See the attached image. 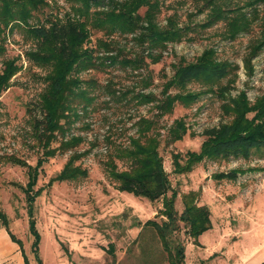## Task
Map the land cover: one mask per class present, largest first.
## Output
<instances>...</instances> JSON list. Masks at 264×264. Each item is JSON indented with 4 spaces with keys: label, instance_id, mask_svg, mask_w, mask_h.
Masks as SVG:
<instances>
[{
    "label": "rangeland",
    "instance_id": "obj_1",
    "mask_svg": "<svg viewBox=\"0 0 264 264\" xmlns=\"http://www.w3.org/2000/svg\"><path fill=\"white\" fill-rule=\"evenodd\" d=\"M120 1V0H114ZM47 10L61 17L79 6L76 0H46ZM263 0H158L153 15L154 26L167 27L171 18L175 27L182 29L176 41H167L151 46L140 34L145 32V23L139 22L132 32H108L89 29L85 42L96 48L101 60L109 55L119 58H133L135 55L153 54L156 62L144 58V66L133 69L116 64L106 67L102 61L96 70H84L77 74L80 79L94 82L84 88L83 96L72 98L74 111L61 119L63 132L56 133L50 142L53 153L46 155L37 168L33 189H40L34 198V229L38 233L37 257L40 264H167L158 239L150 226L142 227L146 219L159 221L156 215L160 200L151 202L131 192L118 191L105 176L101 160L110 148L105 141L125 143V137L133 134L134 121L141 116H150L153 104L140 106L125 99H113L103 89L123 91L132 88L125 98L144 87L141 81L148 77V84L140 91L158 96L162 86L173 72L172 66L181 62H193L204 51L209 50L215 61L230 66V74L217 82L196 81L182 89L169 88L168 92L180 96L193 95L175 102L171 111L162 115L160 124L165 128L178 119L185 125V132L179 140L169 146L159 147L162 167L167 173L171 189L175 193L173 206L181 212L185 201L194 198L195 203L208 210L211 227L197 235L195 245L192 238L183 234L182 224L176 236L183 241L185 264H224L219 253L222 249L226 263L234 262L227 257L233 249L235 254L259 250L264 243V192L257 201L242 198L240 187L264 183V157L257 158L256 152L247 159L203 158L185 173L179 174L171 165V152H198L203 137L201 131L220 122H226L230 115L223 106L228 97L245 93L251 103L264 95V2ZM144 7L137 9L142 15ZM105 10L91 7L89 11ZM234 23V24H233ZM88 27V26H87ZM5 56H14L21 66L11 79L10 85L0 94V209L6 216V226L0 224V264H37L31 253L32 237L28 229L23 197L27 181L25 166L35 164L41 157L30 134L28 105L32 106L40 91L41 69L24 60L23 52L30 47L15 28L5 30ZM110 51V52H109ZM1 59V57H0ZM1 67V61H0ZM223 89L222 98L215 88ZM102 88V89H101ZM89 98V104L82 109V98ZM184 98V97H183ZM78 101H80L78 103ZM35 111H32L34 113ZM78 138V143L69 149H60L59 142ZM80 157L74 161L86 170L85 177L73 180L52 181L63 163L73 152ZM264 149L262 150V152ZM19 160V163L12 162ZM121 168L120 162L117 161ZM236 169L239 180L216 179L214 175ZM242 183V184H240ZM240 186V187H239ZM234 189L236 191L234 192ZM264 191V190H263ZM231 193L237 195L233 197ZM168 192L166 193V195ZM218 194L228 195L226 203ZM232 198V199H231ZM248 200V199H247ZM254 220L250 233L242 232L245 222ZM232 230V231H231ZM231 231V232H230ZM236 231V232H234ZM10 233L18 244L11 241ZM229 232L227 235L224 233ZM221 234H224L225 238ZM219 241L220 251L206 257L205 251L213 242ZM256 250L247 257L248 263H256L260 253ZM252 256V257H251Z\"/></svg>",
    "mask_w": 264,
    "mask_h": 264
},
{
    "label": "trees",
    "instance_id": "obj_2",
    "mask_svg": "<svg viewBox=\"0 0 264 264\" xmlns=\"http://www.w3.org/2000/svg\"><path fill=\"white\" fill-rule=\"evenodd\" d=\"M79 6L70 9L61 17L52 15L46 8V0H0V94L10 85L12 77L20 69L17 58L5 56V30L10 32L16 29L22 39L28 41L30 47L23 52L24 60L36 68L41 69L39 79L42 83L36 100L28 105L30 134L37 147L41 149V157L36 159L34 165L23 164L27 181L24 185L23 197L26 202L25 213L28 217V229L32 237L31 253L36 263L41 261L37 257L38 233L34 229L33 203L40 189L31 187L37 177V168L46 155L52 154L50 142L55 140L56 133L63 132L60 120L75 107L72 98L83 96L84 88L94 85L88 79H80L78 73L84 70H96L102 61L106 67L116 64L121 67L137 69L144 66V58L156 62L153 54L146 53L144 57L135 55L133 58H119L115 54L101 60L96 55V48L86 45L89 29L104 30L105 32H132L137 30L139 22H143L145 32L140 34L143 41L151 46H159L167 41H176L182 34L181 27L177 28L171 18L166 20L164 29L154 26L153 15L158 6V0H76ZM264 2V0H263ZM262 2V4H263ZM103 10L89 11L91 7ZM144 7V13L139 15L136 11ZM234 24V23H233ZM88 26V27H87ZM110 52V51H109ZM173 72L162 86L158 96L147 95L140 90L148 84V77L141 83L144 87L125 98L127 92L103 89L113 99H125L136 106L140 104H153V113L150 116L138 117L133 125V134L125 137L126 142L105 141L110 148L101 160L105 176L114 184L118 191L132 193L138 197H146L151 202L160 200V207L156 215L161 216L159 221L146 219L142 227L150 226L162 252L166 255L167 264H185L183 241L176 236L182 224L183 234L195 242L197 235L210 227L208 210L204 205L195 203L193 197L185 201L183 210L178 212L173 206L175 191L171 189L167 173L162 167V156L159 147L169 146L180 139L185 132V125L178 119L171 121L165 128L160 124L162 115L171 111L175 102H180L190 96H180L169 93L168 89H182L188 83L205 81L217 82L230 74V66L215 61L209 50L204 51L193 62H179L172 66ZM102 89V88H101ZM215 93L222 98L223 89L215 88ZM184 97V98H183ZM89 98L84 96L81 102L82 109L89 104ZM80 101H78L79 103ZM224 112L230 115L226 122H220L201 131L203 139L199 144L198 152L184 151L171 152V165L179 174L185 173L194 167L203 158H231L233 160L247 159L256 152L257 158L264 157V95L256 97L249 102L245 93L239 91L237 95L227 98L223 106ZM32 111H35L32 113ZM78 143V138L71 137L59 142L60 149L71 150ZM75 151L68 156L58 174L52 181L73 180L85 177L86 170L74 164L80 156ZM120 162L121 168L118 167ZM19 163V160L12 159ZM240 172L228 169L218 172L214 178L239 180ZM168 194L166 195V193ZM7 218L0 209V224L6 226ZM11 241L18 244L10 233ZM24 264L27 260L22 256Z\"/></svg>",
    "mask_w": 264,
    "mask_h": 264
},
{
    "label": "crops",
    "instance_id": "obj_3",
    "mask_svg": "<svg viewBox=\"0 0 264 264\" xmlns=\"http://www.w3.org/2000/svg\"><path fill=\"white\" fill-rule=\"evenodd\" d=\"M240 184H242V183H240ZM240 190H241V192H239V194H241L242 198L244 197V199H246V201H248V203H249V201H251V203H252V201H257L258 198H259V195H261L264 192L263 191L264 190V183H262L261 181H259L257 183L249 184V185H246V186H244V184H243L240 187ZM235 191H236V189H234V192ZM218 195H219V199L221 201H223L224 203L227 202L226 201V198H227L228 195H226V194H224V195L223 194H218ZM230 195H232L233 197H235L237 195V193L236 194L231 193ZM254 226H255L254 220H249L248 222H245L244 228H243L242 232L244 234H248V233H250V231L252 230V228ZM210 227H211V225H210ZM234 232H236V231H234ZM228 233L229 232H226L224 234L227 235ZM224 234H221L222 237L223 238L227 237ZM194 243L195 242H193V241L191 242V244L195 245ZM218 244H219V241L217 240L216 242H213V244L209 246V248L207 249V251H205L206 257H210V256H212L214 254H217V252L220 251V250H218L219 249V245ZM199 246L200 245H198V246L195 245V247H198V248H199ZM255 250H256L255 254L261 252L260 255H259V257L257 258L255 264H264V243H263V247L262 248H259V250L253 249L250 252H245V254H243V255L240 254V253L239 254L233 253L234 250L232 249L231 252L229 251V255L227 256V257H232V258L234 257V262L232 260L231 263H229V259H228V262L226 263V260L224 259V254L222 253V249H221V251L219 253V257L221 259H219V260H221L222 263H224V264H254L253 262L252 263H248L247 261L250 260V258L248 259L247 257H250V255ZM218 262H216L215 264H218Z\"/></svg>",
    "mask_w": 264,
    "mask_h": 264
}]
</instances>
